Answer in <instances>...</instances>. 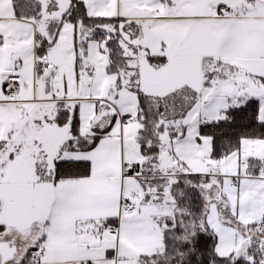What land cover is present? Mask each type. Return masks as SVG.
I'll return each instance as SVG.
<instances>
[{
	"label": "snow or ice",
	"instance_id": "snow-or-ice-1",
	"mask_svg": "<svg viewBox=\"0 0 264 264\" xmlns=\"http://www.w3.org/2000/svg\"><path fill=\"white\" fill-rule=\"evenodd\" d=\"M0 264H264V0H0Z\"/></svg>",
	"mask_w": 264,
	"mask_h": 264
}]
</instances>
